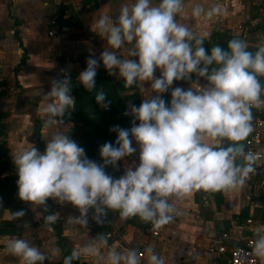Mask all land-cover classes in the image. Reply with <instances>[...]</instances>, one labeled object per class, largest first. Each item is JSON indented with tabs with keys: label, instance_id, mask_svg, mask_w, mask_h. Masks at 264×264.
<instances>
[{
	"label": "clouds",
	"instance_id": "clouds-1",
	"mask_svg": "<svg viewBox=\"0 0 264 264\" xmlns=\"http://www.w3.org/2000/svg\"><path fill=\"white\" fill-rule=\"evenodd\" d=\"M186 7L185 0H131L116 15L103 9L93 15L90 30L106 43L98 57L90 50L79 84L108 110V93L96 88L102 63L109 76L122 80L124 89L135 88L143 99L138 106L129 102L124 112L131 117L130 128L110 129L115 143L100 146L98 163L71 138V125L65 123L76 100L70 66L62 69V77L52 78L44 95V127L51 133L44 151L33 145L12 152L20 201L43 213L50 199L70 204L79 216L69 220L85 227L90 213L102 225L110 212H117L122 220L136 217L155 231L179 215L177 203L194 191L229 192L246 184L261 158L247 152L244 142L254 131L253 108L264 106V42L252 51L246 39L234 37L227 48L212 44L209 51V34L180 22ZM221 14L219 4L196 3L191 9L193 17L210 21ZM180 82L189 86H177ZM169 93L170 102L164 98ZM137 152L138 165L129 164ZM122 161V175L108 173L109 168L119 171ZM13 215L23 218L26 212ZM57 218L44 216L49 224ZM254 236L251 254L264 264V225ZM107 244L100 235L99 241L74 248L63 264L95 257ZM7 251L20 264H53L55 259L20 238L12 239ZM145 254L148 264H165L151 246L144 253L110 249L99 260L141 264Z\"/></svg>",
	"mask_w": 264,
	"mask_h": 264
},
{
	"label": "crops",
	"instance_id": "crops-1",
	"mask_svg": "<svg viewBox=\"0 0 264 264\" xmlns=\"http://www.w3.org/2000/svg\"><path fill=\"white\" fill-rule=\"evenodd\" d=\"M11 1L13 17L9 16L7 10L8 0H0V81H2L0 111L6 112V116L2 119L5 135L1 137V140L4 141V155L11 165V168L1 176L12 177L17 185L18 176L14 177L16 168L12 161V152L34 145L31 140L34 132V114L40 122L37 137L42 144V148L39 149L41 152L45 149V140L51 135L44 127L43 107L45 106L44 95L51 89L52 78L62 77L61 70L70 66L72 80L78 81L77 78L84 70L83 64H86L90 50H95L98 57L106 43L90 30L93 15L100 9L116 15L119 9L131 0H97L96 6L93 5V1L84 2V0H27L28 6H17L19 0ZM185 2L187 7L179 20L193 30L207 32L209 37L216 31L229 30L231 34L246 39L249 47L258 46L261 43L252 41L248 35L238 29V26L241 24L264 30V0H185ZM196 3L206 7L219 4L222 14L211 21L204 17L195 18L191 15V9ZM51 19H56V25L53 27L54 34L48 35V30L52 29ZM39 28L43 30V34ZM15 33L19 36L27 53L25 63L17 73L14 67L23 50ZM44 38L51 42H44ZM6 42L14 43L16 46V55L12 65L8 67L12 72V80L7 79L4 73V57L8 54L5 48ZM177 86L187 88L189 85L180 82ZM71 94L75 97L73 87ZM165 96L171 98L170 93ZM139 97L142 101L143 97L140 94ZM128 104L127 102L126 106ZM64 119L66 124L71 125L69 130L71 138L79 143L84 127H76L79 123L72 119L71 114ZM115 140L116 137L113 139V144ZM133 161L138 165V152L128 159L129 164ZM123 168L122 161L118 175L114 177L122 175ZM241 188L245 191L242 197L231 194L230 191L221 192L222 202L219 207L216 206L213 192H198L203 203L195 201L193 192L189 198L177 203L179 215L171 223L163 226L160 229V235L156 238L146 235L142 227L137 224L122 220L117 212H110L105 224L111 231L106 233L112 232L113 235L111 238L107 237L108 244L100 246L97 256L81 259L89 264H101L99 256L106 254L110 249L145 250L151 246L157 254L165 257L166 264H230L225 255L215 256L210 251L212 238L222 230L234 229L241 225L245 219L237 221L234 215L239 214L244 207L248 208V216L252 212L261 215L257 207L251 203L256 198V192L253 193L247 183ZM204 200L209 202L205 203ZM50 201L52 213L58 215L57 220L71 251L99 241L100 235L106 236V233H101L95 222L89 221L88 227H85L69 220L79 216V211L72 205H61L51 199ZM12 202H20L31 216L30 219L14 223L13 233L0 232V264H20L19 258L7 251L8 243L14 238L25 239L43 252L52 253L55 257L53 263L61 261L63 254L56 244L55 235L41 219L43 209L38 207L32 209L30 205L20 201L17 194L13 196ZM208 203L211 204L208 206L211 207L212 214L206 218L201 212V204L207 206ZM0 205H4V198H0ZM10 218V211L3 207L0 223ZM46 263L49 262L46 261Z\"/></svg>",
	"mask_w": 264,
	"mask_h": 264
},
{
	"label": "trees",
	"instance_id": "trees-1",
	"mask_svg": "<svg viewBox=\"0 0 264 264\" xmlns=\"http://www.w3.org/2000/svg\"><path fill=\"white\" fill-rule=\"evenodd\" d=\"M94 2L93 5H97V0H84V2ZM12 1L8 0L7 3V10L10 17H13V13L11 12ZM15 37L19 41V45L22 48V54L16 66L14 67L15 73L19 72L21 67L24 65L25 60L27 58V53L25 48L23 47L19 36L15 33ZM240 37L234 34H231L229 30L223 31H216L214 32L211 37L210 41H205V46L210 48L212 44H219L224 48H227V42L234 38ZM241 38V37H240ZM257 46L249 47L250 50L255 51ZM84 65V69L86 68V64ZM73 81V93L75 94L76 106L75 110L71 112L72 119L75 120L78 124L76 127H84L83 132L79 137V145L85 149L86 155L88 158L97 161L98 163L101 162L100 155H99V148L105 142H112L113 139L116 137L114 132H111L110 129L113 126L119 125L123 128H130L131 126V117L125 116L124 112L127 109L126 103L131 102L136 104L137 106L141 103L139 94L135 88L133 89H124L123 82L114 80L111 78L107 71L104 69L103 65L98 69L97 77H96V88L99 90L100 88H104V90L108 93V101H111V105L109 110L101 109L95 101L94 93H90L84 89L82 85L79 84L78 81ZM2 81H0V85ZM1 93V91H0ZM167 101L170 102L171 98L164 97ZM6 116V112L0 111V198H4V205H0V213L2 212L3 207L7 208L11 213V218L8 220H2L0 223V232L5 233H13L14 232V223L24 220L30 219V213L27 209H25L20 202H12V198L14 195H18V188L16 183L13 182L12 177L5 176L2 177V173L7 171L11 168L10 162L6 159L4 152V141L1 140V137L5 135V125L2 122V119ZM34 121V132L32 135V142L36 145L39 149L42 148V144L37 137L40 128V122L36 115L33 116ZM108 173L117 176L118 171H115L111 168L107 169ZM17 173L14 174V177H17ZM198 192H204L203 190L194 191V199L195 201H200ZM215 203L216 206L219 207L220 203L222 202V194L221 192H215ZM201 212L204 214V217L208 218L210 214H212V209L208 208L205 204H201ZM257 207V206H256ZM48 212L43 213L42 211V221L48 225L56 238V244L61 249L63 258L61 261L53 263V264H63V259L65 256L71 254V249L67 245V238L63 234V230L61 225L59 224L58 220L49 224L45 222L44 216L47 214L52 213V204L51 201H48ZM18 210H24L26 215L23 218H16L14 217L13 213ZM258 213L261 214V219L264 221V205L260 208L257 207ZM248 216V208L244 207L240 210L239 214L234 215V219L237 221H243ZM128 223L137 224L140 227H143V223L139 220V218L133 217L126 219ZM96 226H99V230L102 234H105L107 231H111L110 227L105 223L102 225H98L95 223ZM49 264V263H47ZM73 264H89L86 261L80 259L79 261H74Z\"/></svg>",
	"mask_w": 264,
	"mask_h": 264
},
{
	"label": "built area",
	"instance_id": "built-area-1",
	"mask_svg": "<svg viewBox=\"0 0 264 264\" xmlns=\"http://www.w3.org/2000/svg\"><path fill=\"white\" fill-rule=\"evenodd\" d=\"M50 25L52 29L48 30V35H53L56 19H51ZM238 29L248 35L252 41L264 42V30L250 28V26L241 24L238 26ZM252 111L254 131L244 143L247 152L252 153L254 156L256 153H259L261 158L256 162V170L251 174L250 179L246 183L252 188L253 193L256 192V198L251 203L261 208L264 205V106L259 109L253 108ZM260 216L252 212L241 225L236 226L234 229L222 230L217 233L210 243V251L215 256L225 255L230 264H260L258 258L251 254L255 229L259 225H264V221H262ZM89 221L91 223L95 222L91 218V213L89 214ZM142 223V230L146 235L153 238L160 235V229L154 231L151 224ZM112 235V232L106 233V237L108 238H111ZM139 252L144 253L145 250L139 249ZM160 256L165 260L163 255ZM141 264H148L146 254L142 256Z\"/></svg>",
	"mask_w": 264,
	"mask_h": 264
},
{
	"label": "rangeland",
	"instance_id": "rangeland-1",
	"mask_svg": "<svg viewBox=\"0 0 264 264\" xmlns=\"http://www.w3.org/2000/svg\"><path fill=\"white\" fill-rule=\"evenodd\" d=\"M27 3H28L27 0H19L17 3V6H28ZM60 5H62V3ZM19 9L21 10V8H19ZM39 30H41V28H39ZM41 34H43V30H41ZM44 42L50 43L51 41L49 42L47 39L44 38ZM5 48H6V52H8V54H6V56L4 57V61H5L4 73H5V76L7 79L12 80L13 79V77L11 76L12 72H11V70L8 69V67L12 65V60L14 59V56L16 55V51H15L16 46L14 43L6 42ZM244 192L245 191L243 188H239L238 190H235V191H230L231 194H236L238 197L244 196ZM208 200L206 202H209ZM204 202H205V200H204ZM208 205H211V204H209V203L207 204V207L211 208Z\"/></svg>",
	"mask_w": 264,
	"mask_h": 264
},
{
	"label": "water",
	"instance_id": "water-1",
	"mask_svg": "<svg viewBox=\"0 0 264 264\" xmlns=\"http://www.w3.org/2000/svg\"><path fill=\"white\" fill-rule=\"evenodd\" d=\"M45 264H47V263L45 262Z\"/></svg>",
	"mask_w": 264,
	"mask_h": 264
}]
</instances>
